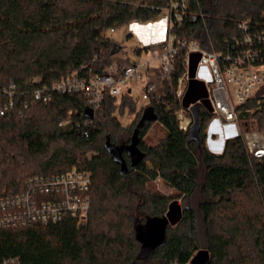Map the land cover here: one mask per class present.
<instances>
[{"label": "trees", "instance_id": "obj_1", "mask_svg": "<svg viewBox=\"0 0 264 264\" xmlns=\"http://www.w3.org/2000/svg\"><path fill=\"white\" fill-rule=\"evenodd\" d=\"M187 2L186 18L174 30L179 41L222 51L239 36L240 22L248 21L250 32L264 30V0ZM168 5L169 0H0V83L13 82L21 102L29 101L34 88L100 74L120 50L105 32L154 21ZM185 53L181 48L174 57L172 88L137 112L129 94H105L94 117L84 94L54 93L46 104L0 117L1 193L19 194L28 178L71 168L90 176L84 221L66 217L44 226L0 227V263L13 257L19 264H264V157L246 156L239 137L227 139L221 154L209 152L206 130L213 115L203 103L196 104L195 136L190 128L178 129L175 89ZM196 60L191 55L192 73ZM205 99L204 85L192 82L181 105ZM127 106L133 118L123 127L117 114ZM147 108L155 120L137 127ZM155 122L164 136L149 146L144 138ZM134 134L143 158L131 167L123 150L127 171L121 175L105 143L125 147ZM156 178L174 190L173 198L150 191ZM197 190L205 197L197 204L199 221L184 203ZM136 210L145 216L141 226L146 217L169 220L163 243L145 259L135 235Z\"/></svg>", "mask_w": 264, "mask_h": 264}, {"label": "built area", "instance_id": "obj_2", "mask_svg": "<svg viewBox=\"0 0 264 264\" xmlns=\"http://www.w3.org/2000/svg\"><path fill=\"white\" fill-rule=\"evenodd\" d=\"M187 1L169 0L168 7L163 10L167 17L165 36L161 41L138 49L139 53L148 54L143 61L123 66L112 64L100 74L88 78L70 77L50 87L34 88L29 101H16L13 82L0 83V117L15 111L21 115L23 109L35 103L46 104L54 93L84 94L96 117L105 94L119 99L130 93L129 85L133 81L141 85L142 100L157 99L163 94H156L161 83L172 88L174 57L179 49L185 48V70L175 89V97L180 103L175 112L178 129L188 131L193 123L190 108L202 104V100H196L186 107L181 105L189 82L194 80L206 89L205 101L209 103L212 120L216 118L220 125L235 129L231 138L241 139L246 156L264 157V127L258 128L260 123L264 125V30L250 32L248 21H242L237 25L239 36L230 38L222 51L204 50L196 42L179 41L174 30L186 18ZM191 55L197 59L193 73L190 71ZM153 62L157 63L158 70L150 73ZM240 115L245 118L241 119ZM89 187V174L76 168L50 176L30 177L20 194L9 196L0 192V227L44 226L66 217L80 223L89 210ZM0 264L19 263L16 258L8 257Z\"/></svg>", "mask_w": 264, "mask_h": 264}, {"label": "rangeland", "instance_id": "obj_3", "mask_svg": "<svg viewBox=\"0 0 264 264\" xmlns=\"http://www.w3.org/2000/svg\"><path fill=\"white\" fill-rule=\"evenodd\" d=\"M166 18L164 12L155 19L154 21L148 23H139V22H131L126 25L120 26L115 29H110L105 32V37L113 40L119 47L120 50L113 56V64L116 65H133L136 61H143L148 58V54L145 52H141V58H138V55H135L134 51L136 49H141L147 47L153 43L161 41L165 36V23ZM151 35H154V38H151ZM151 67L154 70H158V66L156 62L151 64ZM144 70V69H142ZM164 82V81H162ZM209 85V84H208ZM129 87L131 91L129 96L131 97V106L134 109V112L139 111L141 108L148 105V101H144L141 99V85L139 82L133 81L130 83ZM167 89V85L165 83H161L158 86V90L156 94H160L161 92H165ZM207 108H210L209 103L205 102ZM100 113H97L96 117H99ZM120 124L123 127H127L133 118V111H131L130 107H125L122 114H117ZM192 120V119H191ZM216 123V118L210 122L207 126V137L213 140L214 136L211 134H215L214 124ZM218 135V134H217ZM215 135V137H219ZM164 136V131L161 126L155 122L151 124L150 129L148 130L144 141L147 145L153 146L156 145ZM225 135L221 133V140L224 142ZM205 147L208 150L205 142ZM210 148V147H209ZM209 151V150H208ZM210 152V151H209ZM150 167L156 168L154 166L153 160H148L146 162ZM201 178V174H200ZM150 191L161 194L166 197L173 198L175 196V192L172 188L168 187L160 178H156L150 187ZM262 195L264 196V188L261 190ZM20 194V193H19ZM205 197L202 193L197 190L194 194H192L189 198H187L184 203L191 207L199 221V213L197 211V204L199 201L204 199ZM183 203V204H184ZM134 222L136 225V231L141 233L143 230L141 228V219L145 217L139 210L134 212ZM200 225V223H199ZM198 225V227H200Z\"/></svg>", "mask_w": 264, "mask_h": 264}, {"label": "water", "instance_id": "obj_4", "mask_svg": "<svg viewBox=\"0 0 264 264\" xmlns=\"http://www.w3.org/2000/svg\"><path fill=\"white\" fill-rule=\"evenodd\" d=\"M192 82H197V81L191 80L188 85L190 86V83ZM205 102L206 101H202L203 105L206 107ZM207 109L210 112V108H207ZM190 111H191L192 120H193V123L190 127V137H194L195 132L198 128L197 106L193 105L190 108ZM154 120H155V117L152 115L151 110L147 108L144 110L140 123L137 127H140L144 121L152 122ZM105 146L107 150L111 153L113 162L119 165L121 175L125 174L127 171L126 163L122 157L123 150H125L128 153V155L131 157V161H132L131 167H133L137 163V161L143 158V155L139 153V151L136 149L135 134L132 137L131 143L125 147H118V146L110 145L108 143V140L106 141ZM168 224H169V220L166 216L146 217L144 221V225L141 226L143 230L141 233H138L135 227L136 239L141 244V247H140V258L141 259H145L148 256H150L152 252L159 245L163 243L164 238H165L166 228Z\"/></svg>", "mask_w": 264, "mask_h": 264}, {"label": "crops", "instance_id": "obj_5", "mask_svg": "<svg viewBox=\"0 0 264 264\" xmlns=\"http://www.w3.org/2000/svg\"><path fill=\"white\" fill-rule=\"evenodd\" d=\"M151 38L153 39L154 35H151ZM137 50L138 49H136L134 53L135 55H138V58H141V53L139 52L136 53ZM150 70H151L150 73L155 72L153 68H151ZM214 131L215 134H211L214 136L213 140L208 137L206 139V146L211 153L218 155L222 153L226 140L233 137L231 135L235 133V129L232 126H227V125L222 126L216 121V123L214 124ZM221 133L225 135L224 142L223 140H221ZM215 135L219 137L216 138Z\"/></svg>", "mask_w": 264, "mask_h": 264}]
</instances>
